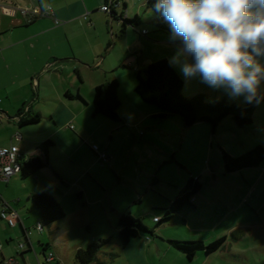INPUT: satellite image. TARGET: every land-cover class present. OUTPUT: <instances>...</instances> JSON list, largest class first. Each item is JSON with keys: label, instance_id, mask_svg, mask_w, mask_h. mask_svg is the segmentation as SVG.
<instances>
[{"label": "rangeland", "instance_id": "obj_1", "mask_svg": "<svg viewBox=\"0 0 264 264\" xmlns=\"http://www.w3.org/2000/svg\"><path fill=\"white\" fill-rule=\"evenodd\" d=\"M128 2L129 19L136 13L143 15L142 24L137 25L136 30L130 28L135 37H141L139 45L145 58L149 62L160 57L170 60L175 53L174 45L155 37L150 27L151 24L157 27L155 22H149L147 14L139 11L131 0ZM0 3L27 6L24 0H0ZM103 6L98 8L103 10ZM61 23L63 21L57 19V24ZM137 28L147 29L149 33L141 34ZM78 37L84 36L80 33ZM57 41L67 43L64 32H57ZM175 68L184 81V97L203 93L209 102L227 98L246 105L243 97L230 98L223 89L210 88L198 78L186 80L179 67ZM96 72L91 68V73ZM132 73L134 78L135 69ZM125 77L119 89L124 103L121 115L128 107L127 94L132 82L131 76ZM260 94H264V83L260 86ZM86 118L84 124L95 131L93 140L82 135L86 141L80 145L79 139L72 138V154L62 156L63 145L55 144L50 167L41 168L27 178L19 173L8 180L0 179L1 198L12 200L15 205H18V198L24 203L28 191L31 194L44 191L56 198L59 194L65 212L63 218L49 228L44 224L41 233L36 229L37 222L28 220L37 251L42 252L38 240L50 242L47 252H54L60 264H80L76 259L77 248L104 239L99 259L91 264H264V160L259 166L226 172L220 153V148H224L237 155L257 144L264 145V99L256 104L249 125L239 127L227 116L217 127L214 139L207 136L196 143L189 137L190 145L182 142V127L176 120H167L156 130L147 129L148 125L135 130L103 115H94L93 111ZM1 120L0 137L3 138L11 136V126L23 134L22 128L28 127L36 136L44 126V122H37L19 127L6 116ZM74 124V134H79L77 122ZM94 145L97 152L105 155L104 161L91 149ZM190 173L200 177L203 184L193 198L194 206L186 205L170 217H164L163 208L179 194ZM29 203L33 206L30 200ZM20 210L26 211L23 206ZM122 212L134 218L141 217L148 227V230L140 228V236L126 246L122 245L118 230L119 213ZM158 218H163L159 224L156 223ZM17 230L20 231L19 226ZM221 236H226L221 248L211 254L198 251L191 260L167 241L168 238H201L211 242ZM29 254L37 262L35 251Z\"/></svg>", "mask_w": 264, "mask_h": 264}, {"label": "crops", "instance_id": "obj_2", "mask_svg": "<svg viewBox=\"0 0 264 264\" xmlns=\"http://www.w3.org/2000/svg\"><path fill=\"white\" fill-rule=\"evenodd\" d=\"M24 1L27 4V0ZM115 1L117 0H35L34 4L42 8L51 5L55 16L31 18L21 14L1 16L0 123H2L1 117L6 116L9 122L22 127L19 119L14 118L20 109H22L23 117L40 114L39 122H44L37 136L32 134L33 131L28 127L22 128L23 134L17 127L11 126V131H13L11 136L0 137L1 146L17 144L21 151L30 157L39 154L37 148L43 140L52 138L56 145H63L61 156L72 154L70 144L72 138L79 139L80 145H84L86 141L83 140L82 135L89 141L94 138L95 131H90L84 123L86 117L93 111L96 85L109 78H117L122 85L121 79H125L128 75L131 76L132 82L129 94H127L128 103L126 105L128 107L122 114L123 125H130L135 130L142 125H148L147 129L156 130L167 121L157 125L151 118V115L157 111L156 108L142 100L135 90L137 78L136 73L135 77H132V72L134 69L137 71L143 68L150 62L145 58L139 45L141 37H135L130 28L132 26L123 28V23L118 20V15L123 11H125V16L127 12V17H130L128 15L130 11L127 10L130 7L129 0H122L118 3ZM131 1L138 6L139 11L147 14L149 22H155L157 25L155 13L145 5V0ZM113 2L114 16L98 8L106 4L112 5ZM27 6L30 7L31 3ZM136 14L140 16V20L135 27L142 24L143 17L142 14ZM56 18L63 23L57 24ZM150 27L155 37L169 42V32L159 29L158 26L154 27L152 24ZM61 31L67 37L66 44H60L57 41V32ZM138 31L142 32L139 29ZM80 33L84 36L83 38L78 37ZM91 68L97 72L91 73ZM67 90L75 96L68 97ZM121 107H124L122 100ZM84 109H87V112ZM169 120H176L180 124L179 119ZM75 121L79 134H74ZM198 123L200 126L194 124L186 129L182 128L183 143L187 142L190 145L189 137L196 143L207 136L211 138L215 135L216 137V131L212 132L210 125L203 122ZM71 125H74V128H71ZM18 132L22 134L20 139L16 136ZM52 148L49 159H51ZM50 165H52L51 161ZM62 169L61 171H66ZM190 175L193 174L190 173ZM27 194L23 204L18 198V205L0 196V207L8 205L18 212V222L15 226H10L5 220L0 219V264H50L45 259L43 250L45 244H48L49 249L50 242L44 243L38 240V244L42 245V252H39L37 242L32 237L33 233L28 220L34 219L38 223L40 218L37 209L29 203L30 191ZM57 199L61 201L59 194H57ZM21 206L26 211H21ZM21 212H23L22 215ZM52 224L48 225V228L52 227ZM18 226L20 231L17 230ZM57 230L60 228L57 227ZM21 243L24 244L22 248ZM31 250L35 251L37 262L29 254Z\"/></svg>", "mask_w": 264, "mask_h": 264}, {"label": "trees", "instance_id": "obj_3", "mask_svg": "<svg viewBox=\"0 0 264 264\" xmlns=\"http://www.w3.org/2000/svg\"><path fill=\"white\" fill-rule=\"evenodd\" d=\"M154 2L155 0H145V5L154 11ZM114 6L113 2L110 13L112 16H114L113 13L115 12ZM124 14L125 11L118 15L119 21V17L123 18L121 20L123 28L127 26L136 28L135 26L139 22L140 16L136 14L132 19H129ZM155 14L157 16L158 28L170 33L169 25L158 13L155 12ZM147 32L148 30L146 29L145 33L147 34ZM76 72L78 73V69H76ZM136 78V92L142 100L154 105L157 110L151 115V118L157 125L169 119H179L184 129L197 122H203L210 125L212 132H215L222 119L227 116H231L239 127L252 123L256 102L246 103L245 106L227 98H222L221 100L215 99L213 102H209L206 94L203 93L197 94L192 98L184 97L182 94L184 81L180 73L169 63L166 57L153 60L143 68L138 69L136 71ZM119 87L120 83L117 78H109L105 82L96 85L93 98L94 115H103L123 124V117L120 113L121 100L119 98ZM66 95L68 97L75 96L70 90H67ZM76 96L79 97L78 94ZM260 96L264 97V94H260ZM14 118L19 119L20 126H24L39 122L41 117L40 114H34L25 118L22 116V109H20ZM54 144L55 142L52 138L43 140L37 148L39 154L32 155L22 161L20 174L23 178H27L39 169L50 165L49 153ZM221 150L226 172L258 166L264 160V145L262 144H257L237 155L231 154L224 148ZM154 177L156 180L158 179L156 176ZM202 186L203 184L199 177L190 175L186 179L180 193L170 200L169 206L163 208L165 210L164 217H170L172 213L186 205L194 206L193 198L201 190ZM30 200L39 214L40 219L38 223L41 224L40 232L43 231L44 224L50 225L65 216L61 203L51 193L44 191L34 192L30 195ZM162 219L158 218L156 223H161ZM140 228L148 230L141 217L134 218L130 214H126V212L119 213L118 230L123 246H126L132 238L140 236ZM105 241L104 239H100L98 242L88 244L87 247L77 248L76 259L78 262L80 264L96 262L99 259L98 254L101 246ZM167 241L176 249L184 252L191 260L196 256L198 251H205L207 254H211L221 248L226 241V236L218 237L211 242H206L201 238H168ZM47 246L48 244L43 245L46 256L50 252H47ZM54 264H60V260L57 258V262Z\"/></svg>", "mask_w": 264, "mask_h": 264}, {"label": "clouds", "instance_id": "obj_4", "mask_svg": "<svg viewBox=\"0 0 264 264\" xmlns=\"http://www.w3.org/2000/svg\"><path fill=\"white\" fill-rule=\"evenodd\" d=\"M169 25V63L186 80L259 103L264 83V0H155Z\"/></svg>", "mask_w": 264, "mask_h": 264}, {"label": "built area", "instance_id": "obj_5", "mask_svg": "<svg viewBox=\"0 0 264 264\" xmlns=\"http://www.w3.org/2000/svg\"><path fill=\"white\" fill-rule=\"evenodd\" d=\"M35 0H27V4L31 3V6H18L14 5H5L0 3V24L2 15H16L21 14L28 17H37V16H55V12L51 5H47L42 8L34 4ZM121 0H117V3ZM105 12L111 13V5L106 4L102 8ZM57 22V18H56ZM146 32V30L142 31ZM73 127V125H71ZM17 138H21L22 134L18 132L16 134ZM92 148L97 152V146L94 145ZM98 158L101 161L106 159L104 154L97 152ZM28 157L21 151L20 147L17 144H11L8 146L0 145V178L8 180L12 175L19 174L21 171L22 161ZM0 219L5 220L10 226H15L18 222V212L16 209L5 205L0 207ZM37 229H41V224H37ZM24 244H20L22 248ZM1 248V246H0ZM46 260L49 263L54 264L57 262V256L54 252H48Z\"/></svg>", "mask_w": 264, "mask_h": 264}, {"label": "water", "instance_id": "obj_6", "mask_svg": "<svg viewBox=\"0 0 264 264\" xmlns=\"http://www.w3.org/2000/svg\"><path fill=\"white\" fill-rule=\"evenodd\" d=\"M119 19H120V22H121V20H123V18H121V17H119ZM44 256H45V259H46V255H45V252H44Z\"/></svg>", "mask_w": 264, "mask_h": 264}]
</instances>
